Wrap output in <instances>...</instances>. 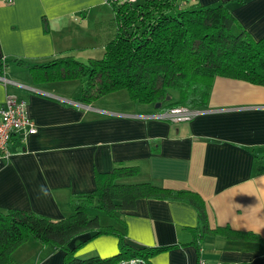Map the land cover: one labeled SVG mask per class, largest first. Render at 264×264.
<instances>
[{
    "label": "crops",
    "instance_id": "crops-1",
    "mask_svg": "<svg viewBox=\"0 0 264 264\" xmlns=\"http://www.w3.org/2000/svg\"><path fill=\"white\" fill-rule=\"evenodd\" d=\"M186 2L223 5L235 19L234 33L264 36V0ZM114 17L103 0H0L2 77L18 84L0 81V106L8 94L25 98L37 128L24 142L14 136L11 155L0 159V211L57 222L73 213L72 197L95 189L97 175L131 166L137 174L118 183L193 192L206 213V233L186 203L141 199L132 211L106 215L110 223L101 225L120 230L129 247L166 248L149 264H264V86L217 77L206 107L190 122L170 123L131 117L150 108L82 105L80 80L35 79L28 69L64 55L82 63L102 58ZM118 248L115 235H102L76 256L108 258ZM63 255L28 239L14 251L13 264H62Z\"/></svg>",
    "mask_w": 264,
    "mask_h": 264
},
{
    "label": "trees",
    "instance_id": "trees-1",
    "mask_svg": "<svg viewBox=\"0 0 264 264\" xmlns=\"http://www.w3.org/2000/svg\"><path fill=\"white\" fill-rule=\"evenodd\" d=\"M186 3L138 0L135 4L114 5L115 33L102 58L82 63L64 55L28 69L35 79L80 80L83 88L77 102L85 106L126 91L131 101L150 107L146 115L174 107H206L217 77L264 86V36L254 40L243 30L234 33L235 19L223 5ZM3 67L0 63L1 77ZM136 174L137 168L119 165L108 174L97 175L95 189L72 197L73 213L57 222L23 210L0 211V264H13L14 251L28 239L62 251V264H118L130 260L149 264L151 257L166 248H131L120 230L101 225L98 215L89 214L96 209L115 218L117 212L132 211L141 199L186 203L196 210L203 233L208 231L203 201L197 194L151 183L117 182ZM102 235H115L117 254L108 258L76 256L82 245ZM77 238L81 241H75Z\"/></svg>",
    "mask_w": 264,
    "mask_h": 264
},
{
    "label": "built area",
    "instance_id": "built-area-1",
    "mask_svg": "<svg viewBox=\"0 0 264 264\" xmlns=\"http://www.w3.org/2000/svg\"><path fill=\"white\" fill-rule=\"evenodd\" d=\"M108 6L120 4H135L138 0H103ZM11 2V0H7ZM0 81L5 84L18 86L17 83H11L0 76ZM20 85V84H19ZM22 87V86H21ZM25 89V87L23 88ZM198 114L197 110H190L184 107H174L162 112H156L151 115L131 116L142 120H160L170 123L190 122ZM37 132L35 123L29 118L27 113V101L25 98L15 94L6 95L0 106V159L7 160L11 155L9 150L11 140L14 136L21 134V141L24 142L27 136L34 135ZM264 175V169H263ZM123 264H135L131 260ZM198 264H205L199 261Z\"/></svg>",
    "mask_w": 264,
    "mask_h": 264
},
{
    "label": "rangeland",
    "instance_id": "rangeland-1",
    "mask_svg": "<svg viewBox=\"0 0 264 264\" xmlns=\"http://www.w3.org/2000/svg\"><path fill=\"white\" fill-rule=\"evenodd\" d=\"M18 70H20V69H18ZM20 71L22 72V74H24V76H26V78H28V73H26V71H24V70H20ZM74 84H76L75 86H78L79 83L75 82ZM95 104H97L98 106H102V107L103 106H106V107L112 106V107L118 108L120 111H123V112L131 111V109L133 110L134 108H147V107L150 108L149 106L139 105V104H136L133 101H131L129 99L126 91H120V92L114 93L113 95L105 96V97L101 98L100 100H98ZM124 116L126 117V116H130V115H124ZM89 214H90V217H95L98 215L101 223H105L106 221H109V223H110V219L101 211H98L96 209H91L89 211ZM76 240H78V238L75 239V241Z\"/></svg>",
    "mask_w": 264,
    "mask_h": 264
},
{
    "label": "water",
    "instance_id": "water-1",
    "mask_svg": "<svg viewBox=\"0 0 264 264\" xmlns=\"http://www.w3.org/2000/svg\"><path fill=\"white\" fill-rule=\"evenodd\" d=\"M155 108L158 109L159 108V105H156Z\"/></svg>",
    "mask_w": 264,
    "mask_h": 264
}]
</instances>
